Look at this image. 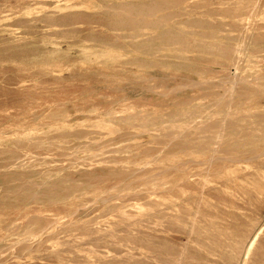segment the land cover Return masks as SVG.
<instances>
[{"label": "rangeland", "instance_id": "obj_1", "mask_svg": "<svg viewBox=\"0 0 264 264\" xmlns=\"http://www.w3.org/2000/svg\"><path fill=\"white\" fill-rule=\"evenodd\" d=\"M262 86L264 0H0V264H264Z\"/></svg>", "mask_w": 264, "mask_h": 264}, {"label": "bare ground", "instance_id": "obj_2", "mask_svg": "<svg viewBox=\"0 0 264 264\" xmlns=\"http://www.w3.org/2000/svg\"><path fill=\"white\" fill-rule=\"evenodd\" d=\"M126 18H127V17H126ZM143 27H144V26H143ZM143 27H142V28H143ZM147 27H148V26H147ZM147 27H146V28H147ZM143 29H144V28H143ZM253 56H254V55H253ZM247 78H248V77H247ZM243 81H244V80H243ZM245 82H246V81H245ZM253 82H254V81H253ZM253 82H252V83H253ZM239 83H240V82H239ZM262 83H263V82H262ZM244 84H246V83H244ZM237 85H238V84H237ZM233 86H234V85H233ZM243 87H244V86H243ZM255 87L258 88V86H255ZM262 87H263V86H262ZM226 89H227V88H226ZM226 89H225V90H226ZM239 89H241V88H239ZM259 89H260V88H259ZM263 89H264V87H263ZM263 89L261 88L262 91H263ZM262 91H261V92H262ZM234 92H235V91H234ZM259 93H260V92H259ZM237 94H239V92H238ZM243 94H244V93H243ZM241 95H242V94H241ZM240 98H241V97H240ZM243 98H245V97H243ZM218 100H219V99H218ZM221 101H222V100H221ZM240 102H241V101H240ZM244 102H245V101H244ZM250 103H251V102H250ZM238 105H239V104H238ZM235 106H236V105H235ZM246 106H247V105H246ZM235 108H236V107H235ZM243 108H244V107H243ZM239 110H241V109H239ZM239 110H238V111H239ZM233 111H234V110H233ZM239 112H240V111H239ZM231 114H232V113H231ZM238 114H239V113H238ZM233 115H235V114L233 113ZM236 115H237V114H236ZM241 115H242V114H241ZM241 115H240V116H241ZM237 116H238V115H237ZM242 116H243V115H242ZM247 116H248V115H247ZM132 117H133V116H132ZM234 117H235V116H234ZM249 117H250V116H249ZM128 118H129V117H128ZM130 118H131V117H130ZM130 118H129V119H130ZM211 118H212V117H211ZM129 119H128V120H129ZM133 119H134V118H133ZM233 119H234V118H233ZM262 119H263V118H261V120H262ZM236 120H237V119H235V121H236ZM244 120H245V118H244ZM259 120H260V119H259ZM237 122H238V121H237ZM262 123H263V122H262ZM129 125H130V124H129ZM187 125H188V124H187ZM211 125H212V124H211ZM207 126H208V125H207ZM215 126H216V125H214V128H215ZM220 126H221V125H220ZM239 126H240V124H239ZM242 126H243V125H242ZM244 126H245V125H244ZM262 126H263V125H262ZM184 127H185V126H184ZM263 127H264V126H263ZM211 128H212V127H211ZM214 128H213V129H214ZM221 128H222V127H221ZM230 129H231V128H230ZM233 129H234V128H233ZM247 129H251V127H250V128H247ZM214 130H215V129H214ZM228 130H229V129H228ZM252 130H253V129H252ZM211 131H212V130H211ZM258 131H259V130H258ZM263 131H264V128H263ZM170 132H171V131H170ZM245 132H246V131H245ZM192 133H193V132H192ZM229 133H230V132H229ZM249 134H250V132H249ZM187 135H188V134H187ZM187 135H186V136H187ZM192 135H193V134H192ZM243 135H244V133H243ZM247 135H248V134H247ZM188 137H189V136H188ZM263 139H264V138H263ZM190 140H191V139H189L188 141H190ZM186 141H187V140H186ZM188 141H187V142H188ZM86 142H87V141H86ZM184 142H185V141H184ZM179 143H180V142H179ZM182 143H183V141H182ZM180 144H181V143H180ZM183 144H185V143H183ZM183 144H181V145L183 146ZM89 146H90V145H89ZM74 161H75V160H74ZM165 171H166V170H165Z\"/></svg>", "mask_w": 264, "mask_h": 264}]
</instances>
